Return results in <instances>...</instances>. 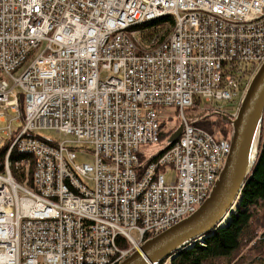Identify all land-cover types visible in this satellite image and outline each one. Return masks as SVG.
Here are the masks:
<instances>
[{
  "label": "built area",
  "instance_id": "built-area-1",
  "mask_svg": "<svg viewBox=\"0 0 264 264\" xmlns=\"http://www.w3.org/2000/svg\"><path fill=\"white\" fill-rule=\"evenodd\" d=\"M166 16L169 34L143 39ZM263 62L264 0H0V122L9 111L22 123L0 134L14 136L7 157L34 159L31 187L7 163L0 176V264H120L193 214L230 143L186 111L242 99L235 73ZM168 120L182 132L159 152ZM81 145L92 165L75 164Z\"/></svg>",
  "mask_w": 264,
  "mask_h": 264
},
{
  "label": "trees",
  "instance_id": "trees-1",
  "mask_svg": "<svg viewBox=\"0 0 264 264\" xmlns=\"http://www.w3.org/2000/svg\"><path fill=\"white\" fill-rule=\"evenodd\" d=\"M174 19L166 16L140 26L143 29V39L152 40L156 37L163 39L169 34ZM255 72V66L244 65L235 73L240 94L250 82ZM20 112L22 113V100ZM187 117L193 126L223 139L230 137L231 127L222 123L220 117H210L211 112L232 116L234 111L218 106V102L202 104L195 100L187 111ZM159 143V152L168 149L167 141L178 128L171 120L163 123ZM30 137H34L32 134ZM14 140L4 138L0 144V176L5 175V164L18 184L32 186L34 168L33 156L19 152L15 147L7 157L8 150ZM27 162V166L24 165ZM144 162V160L142 161ZM171 264H264V118L262 122L258 156L250 179L246 182L236 213L223 228L217 229L208 237L196 241L191 248L179 253Z\"/></svg>",
  "mask_w": 264,
  "mask_h": 264
},
{
  "label": "water",
  "instance_id": "water-1",
  "mask_svg": "<svg viewBox=\"0 0 264 264\" xmlns=\"http://www.w3.org/2000/svg\"><path fill=\"white\" fill-rule=\"evenodd\" d=\"M209 116L220 117L231 127L230 151L209 196L193 214L144 241L120 264H159L166 258L172 261L181 251L230 222L258 156L264 118V62L250 79L235 115L211 112ZM181 132L179 126L169 137L168 146L179 139Z\"/></svg>",
  "mask_w": 264,
  "mask_h": 264
},
{
  "label": "rangeland",
  "instance_id": "rangeland-1",
  "mask_svg": "<svg viewBox=\"0 0 264 264\" xmlns=\"http://www.w3.org/2000/svg\"><path fill=\"white\" fill-rule=\"evenodd\" d=\"M43 46L38 50V53L41 52ZM22 72V69H19L14 73V76H19ZM15 93H19L18 89H15ZM241 99V95H240ZM240 99H236L233 102H226V101H220L218 102V106L226 109H232L234 113L237 111ZM22 105V104H21ZM168 111H172L171 108L168 109ZM19 114L18 113H11V112H5L4 113V119L5 122L1 123L0 122V131L7 130L8 127H10L12 130H17L18 128L21 127L22 123L17 122L16 119H18ZM173 117V116H172ZM11 121V122H10ZM36 135L39 136L42 139L56 142V143H65V145L70 148H78L77 145L71 143L74 141V137L70 135H63L61 133H57L54 130H38L36 131ZM0 137L2 139L6 138L3 136V134H0ZM81 149H75L73 152H75V164L77 165H82V164H89L92 165L94 163V158L92 153L90 152L91 146L90 145H81ZM175 173L174 171H169L167 174H165V181L166 182H171L174 180ZM88 186L92 188V183L87 182ZM38 264H44L41 260L38 261Z\"/></svg>",
  "mask_w": 264,
  "mask_h": 264
}]
</instances>
